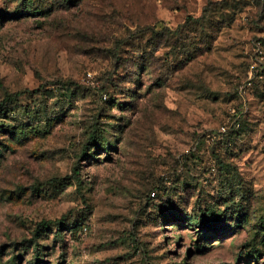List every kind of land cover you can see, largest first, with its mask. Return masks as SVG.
<instances>
[{"label":"rangeland","instance_id":"374dc122","mask_svg":"<svg viewBox=\"0 0 264 264\" xmlns=\"http://www.w3.org/2000/svg\"><path fill=\"white\" fill-rule=\"evenodd\" d=\"M0 264H264V0H0Z\"/></svg>","mask_w":264,"mask_h":264},{"label":"trees","instance_id":"16d2710c","mask_svg":"<svg viewBox=\"0 0 264 264\" xmlns=\"http://www.w3.org/2000/svg\"><path fill=\"white\" fill-rule=\"evenodd\" d=\"M23 133V132H22ZM23 135H25V134H23Z\"/></svg>","mask_w":264,"mask_h":264}]
</instances>
